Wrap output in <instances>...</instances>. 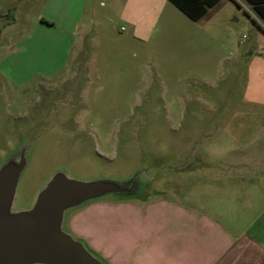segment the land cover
<instances>
[{"label":"rangeland","instance_id":"374dc122","mask_svg":"<svg viewBox=\"0 0 264 264\" xmlns=\"http://www.w3.org/2000/svg\"><path fill=\"white\" fill-rule=\"evenodd\" d=\"M62 2L68 16H50ZM146 2L127 15L122 0H0V165L28 145L15 209L58 169L119 181L138 173L135 195L96 200L138 203L175 169L241 153L264 20L245 0H218L197 21L168 0ZM78 210L63 225L75 238ZM86 245L107 264L108 250L122 257Z\"/></svg>","mask_w":264,"mask_h":264},{"label":"crops","instance_id":"0c3cea01","mask_svg":"<svg viewBox=\"0 0 264 264\" xmlns=\"http://www.w3.org/2000/svg\"><path fill=\"white\" fill-rule=\"evenodd\" d=\"M122 1L127 15L133 3L140 10L147 6V0ZM111 12L122 13L113 3ZM57 15L68 16L66 3L50 16ZM41 16V23L57 26ZM258 66L248 94L252 122L241 126L236 141L240 154L175 169L138 203L88 202L70 231L95 249L119 248L122 257L115 261L107 251L112 264H264V83L258 77L264 70Z\"/></svg>","mask_w":264,"mask_h":264},{"label":"water","instance_id":"95a60500","mask_svg":"<svg viewBox=\"0 0 264 264\" xmlns=\"http://www.w3.org/2000/svg\"><path fill=\"white\" fill-rule=\"evenodd\" d=\"M27 153L28 145H23L0 165V264H107L64 229L65 214L106 196L135 195L141 185L139 174L124 181L81 179L58 169L28 207L15 209Z\"/></svg>","mask_w":264,"mask_h":264},{"label":"trees","instance_id":"16d2710c","mask_svg":"<svg viewBox=\"0 0 264 264\" xmlns=\"http://www.w3.org/2000/svg\"><path fill=\"white\" fill-rule=\"evenodd\" d=\"M182 13H184L191 20L200 19L209 7H212L218 0H168ZM248 2L257 15L264 20V0H245ZM42 21H46L42 18Z\"/></svg>","mask_w":264,"mask_h":264}]
</instances>
